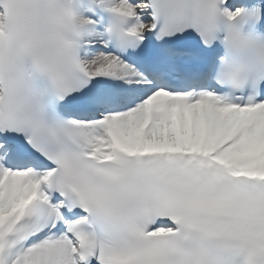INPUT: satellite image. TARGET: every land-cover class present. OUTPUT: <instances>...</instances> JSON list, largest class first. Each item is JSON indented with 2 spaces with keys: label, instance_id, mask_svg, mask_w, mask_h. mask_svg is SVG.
I'll list each match as a JSON object with an SVG mask.
<instances>
[{
  "label": "snow or ice",
  "instance_id": "snow-or-ice-1",
  "mask_svg": "<svg viewBox=\"0 0 264 264\" xmlns=\"http://www.w3.org/2000/svg\"><path fill=\"white\" fill-rule=\"evenodd\" d=\"M0 264H264V0H0Z\"/></svg>",
  "mask_w": 264,
  "mask_h": 264
}]
</instances>
